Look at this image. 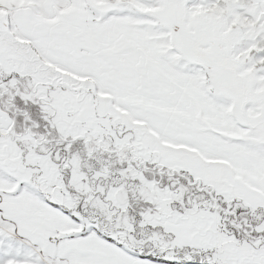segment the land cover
Listing matches in <instances>:
<instances>
[{"label": "snow or ice", "instance_id": "obj_1", "mask_svg": "<svg viewBox=\"0 0 264 264\" xmlns=\"http://www.w3.org/2000/svg\"><path fill=\"white\" fill-rule=\"evenodd\" d=\"M0 264H264V0H0Z\"/></svg>", "mask_w": 264, "mask_h": 264}]
</instances>
